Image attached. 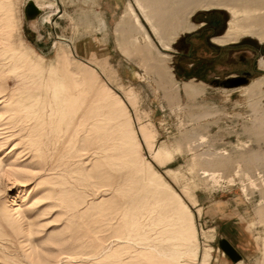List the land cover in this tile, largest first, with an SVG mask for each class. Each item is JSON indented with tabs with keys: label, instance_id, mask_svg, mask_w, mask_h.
Segmentation results:
<instances>
[{
	"label": "rangeland",
	"instance_id": "obj_1",
	"mask_svg": "<svg viewBox=\"0 0 264 264\" xmlns=\"http://www.w3.org/2000/svg\"><path fill=\"white\" fill-rule=\"evenodd\" d=\"M26 1L0 0V264H218L220 224L196 199L264 198V139L247 133L257 121L244 91L264 77V41L212 44L231 14L198 8L188 19L195 32L163 51L140 17L166 54L149 48L144 61L143 33H116L133 0H109L107 11L57 0L62 13L49 22V12L26 19ZM205 17L224 20L218 33L200 28ZM181 59L202 64L214 85L178 83ZM100 142L107 150L95 154ZM210 147L258 161L205 180L196 161ZM261 241L249 264H264Z\"/></svg>",
	"mask_w": 264,
	"mask_h": 264
},
{
	"label": "bare ground",
	"instance_id": "obj_2",
	"mask_svg": "<svg viewBox=\"0 0 264 264\" xmlns=\"http://www.w3.org/2000/svg\"><path fill=\"white\" fill-rule=\"evenodd\" d=\"M133 1L136 5V11L131 5L128 6L127 12L117 25L116 33L119 38L124 40H129L133 37L135 31L143 33L146 46H138L137 51L144 61L151 57V55L149 56L147 53L149 48L157 51L158 55L166 54L158 51L153 45L150 36L144 29L140 17L148 25L151 33L156 38L158 45L163 51L169 50L170 42L177 38L179 32L182 33L192 30L193 26L189 25L190 23H188V19L198 8L204 10L215 7L226 8L230 12L231 19L227 23V29L223 37L214 40L219 45L234 43L239 38L246 36L255 37L259 39L260 42L264 41V0ZM62 44L65 45L64 43ZM258 66L264 71V58L259 60ZM261 88H264V77L258 81H253L248 87L244 88L245 93L250 98L249 107L252 108L257 121L255 127L247 133L257 136L259 140L264 139V104L261 106V101L257 98V93H259L260 97L264 99V92L261 91ZM196 137H191V139H194L196 142ZM201 139H204L205 141V138L201 137ZM106 144V142L98 143L93 149L95 154H98V152L105 153L107 150ZM196 147H194L195 151L198 148ZM210 148L211 149H208L209 151H207L206 154H196L198 157L196 163L200 168L199 173L205 178V180L215 179L220 173L222 174L220 175L223 176L227 172V169L232 165L244 167L248 165L255 166L258 161V156L255 153L247 155L235 153L228 155L223 152L222 155L214 151L213 147ZM216 172H219V174H216ZM26 194L27 191L22 189L16 196L23 199Z\"/></svg>",
	"mask_w": 264,
	"mask_h": 264
},
{
	"label": "crops",
	"instance_id": "obj_3",
	"mask_svg": "<svg viewBox=\"0 0 264 264\" xmlns=\"http://www.w3.org/2000/svg\"><path fill=\"white\" fill-rule=\"evenodd\" d=\"M88 1V0H86ZM95 1V5L99 8H102L103 5L106 8L109 6V0H90L88 3L93 5ZM55 6L57 15L55 18L59 17L62 13L60 3L57 0H54L52 3ZM193 29L196 28L195 25H192ZM195 27V28H194ZM185 31L184 33L190 34L195 31ZM197 30V29H196ZM183 33V32H182ZM220 37L214 38L213 43L217 44L214 40L222 38ZM179 44L181 49L183 46H187V51L189 50V41L185 37H179ZM173 44V43H172ZM232 43H227L223 45H228ZM220 45V46H223ZM170 46V45H169ZM168 51V50H167ZM186 51V52H187ZM118 52H120L118 50ZM183 53V52H182ZM180 54L182 57L183 54ZM188 60L181 59L175 65V75L181 82L178 83H188L194 81L195 84L200 87H206V81L200 80L199 78H195V74L185 75V78L182 74L176 75V66L182 65V67H189V64H194L198 62H187ZM200 64V63H198ZM202 65V64H201ZM202 67H204L202 65ZM185 81V82H184ZM233 170L232 168L228 169V173ZM226 174V173H225ZM228 180L231 182L233 179L232 176L228 177ZM226 182V181H225ZM232 184V185H231ZM234 182L230 183L229 188L235 187ZM232 186V187H231ZM219 189L224 188V181H221L218 185ZM231 192V191H230ZM197 206L200 207L202 214L208 218L209 211L212 212L213 221H218L220 225L214 226L213 230L217 238V243L214 244V248L218 250V252L222 253L220 261L218 264H249L250 261H254L253 255H260L262 253L263 243L261 241L264 238V198L254 196L245 198L242 203H238V198L235 195L229 196L228 202L226 200H222L221 198L217 200V198L212 199V201H201L199 198L196 199ZM261 206V207H260ZM244 207L243 210H241ZM226 223L228 224L226 227ZM243 225L244 232V241H240L241 235H239L238 230L239 227ZM228 230V231H226ZM248 255L250 258H248ZM251 259V260H249Z\"/></svg>",
	"mask_w": 264,
	"mask_h": 264
},
{
	"label": "flooded vegetation",
	"instance_id": "obj_4",
	"mask_svg": "<svg viewBox=\"0 0 264 264\" xmlns=\"http://www.w3.org/2000/svg\"><path fill=\"white\" fill-rule=\"evenodd\" d=\"M47 19H48L47 17H44L43 21H46ZM204 19H206V21L201 22L200 28H202L206 25H209L210 28L214 31V34L218 33L220 31V29L223 27L224 20H222L221 18L213 17V18L207 19L205 17ZM221 35L216 36L214 38L220 37ZM214 38L211 39L212 44H215L212 41ZM228 45H230V44H228ZM217 46H220V45H217ZM223 46H226V45H223ZM188 66H189L188 68L187 67L184 68V67H182V65H180L178 67L176 66V75H178V77H179V74H182L183 77L185 78V75L195 74L196 75L195 78H199L200 80L206 81L205 80V78H206L205 67H202V65L198 64V63L189 64ZM249 73H250V71H247V70L242 71L240 78H243V79L246 78ZM206 82L211 84V85H214V83H215L214 81H206Z\"/></svg>",
	"mask_w": 264,
	"mask_h": 264
},
{
	"label": "water",
	"instance_id": "obj_5",
	"mask_svg": "<svg viewBox=\"0 0 264 264\" xmlns=\"http://www.w3.org/2000/svg\"><path fill=\"white\" fill-rule=\"evenodd\" d=\"M49 12L48 19L50 21V17L57 15L55 6L52 3L44 4V5H36L33 0H27L26 5L24 7V16L26 19L35 20L42 16V14ZM46 21V22H49Z\"/></svg>",
	"mask_w": 264,
	"mask_h": 264
}]
</instances>
